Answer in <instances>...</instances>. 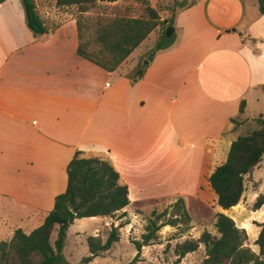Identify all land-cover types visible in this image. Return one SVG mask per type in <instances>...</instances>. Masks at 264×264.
I'll list each match as a JSON object with an SVG mask.
<instances>
[{
	"label": "crops",
	"instance_id": "obj_1",
	"mask_svg": "<svg viewBox=\"0 0 264 264\" xmlns=\"http://www.w3.org/2000/svg\"><path fill=\"white\" fill-rule=\"evenodd\" d=\"M34 2L48 30L40 37L27 28L21 0L0 3V203L5 227L16 221L7 236L30 233L52 210L76 152L117 172L128 218L133 205L199 197L243 126L264 118L251 108L264 107L257 1L196 0L180 10L172 47L134 85L127 75L141 45L107 73L76 55L74 8ZM108 219L91 218L100 223L91 236L117 227Z\"/></svg>",
	"mask_w": 264,
	"mask_h": 264
},
{
	"label": "trees",
	"instance_id": "obj_2",
	"mask_svg": "<svg viewBox=\"0 0 264 264\" xmlns=\"http://www.w3.org/2000/svg\"><path fill=\"white\" fill-rule=\"evenodd\" d=\"M5 0H0V3ZM118 0H55L58 8H74L78 46L76 55L107 73L116 71L125 60L153 33L159 36L149 53L151 61L156 53L172 47L174 37L167 38L168 28L160 20L157 11L145 7L139 17L99 15L87 20L83 15L94 9L97 2L115 3ZM259 13L264 15V0H256ZM27 28L35 37L47 33V26L38 14L34 0H21ZM195 4L192 3L188 7ZM185 8V9H186ZM164 28V29H163ZM145 67L137 66L127 76L132 85L143 78ZM264 90V88H263ZM245 103L239 107V116L244 112ZM237 124L236 119L230 121ZM259 126L247 134L238 136L230 146L226 161L215 168L209 177V187L216 197V205L223 211L237 207L245 192V177L261 162L264 156V118L256 119ZM67 185L62 194L56 196L54 206L45 214L40 224L30 233L21 229L14 231L8 241L0 242V264H70L63 255L67 232L76 220L98 217L113 218L117 214L119 225L107 229L105 237H87L90 256L80 264H88L93 255L108 254L119 243L120 228L127 225L122 211L129 205L128 189L119 183V175L98 157H83L76 152L67 169ZM264 206V194L259 195L252 209L259 211ZM191 222L185 201L178 197L170 207V212L152 213L140 240L132 241L135 257L128 264L140 261L144 247L160 244L163 228H180ZM214 228L218 235L204 231L197 239H186L174 248L176 260L180 264L188 255L204 247L205 258L201 264H264V223L254 245L258 253L246 246L247 234L239 229L232 218L224 213H216ZM53 234L55 235L52 243Z\"/></svg>",
	"mask_w": 264,
	"mask_h": 264
},
{
	"label": "rangeland",
	"instance_id": "obj_3",
	"mask_svg": "<svg viewBox=\"0 0 264 264\" xmlns=\"http://www.w3.org/2000/svg\"><path fill=\"white\" fill-rule=\"evenodd\" d=\"M195 1L196 0H118L115 3L97 2L94 9L84 14L83 18L94 20L99 15L106 17L114 15L139 17L145 7H150L157 11L160 20L167 26L173 23L175 15L180 10H183ZM37 2L40 3V0H37ZM253 3L255 4L256 0H250V4ZM40 7H42V4ZM60 13L61 11L56 10L54 15L58 16ZM69 13L75 16L76 10L71 9ZM170 28H172L173 31L169 38L175 37L176 32L174 27ZM158 36L159 30L156 29L141 44L139 50L136 52L135 57L140 55L137 59L139 67H144V62H148L149 53L153 49ZM251 108L254 112L260 110L258 114L264 116V107H262L263 109H257L251 105ZM258 128L259 126L256 121H252L245 124L240 132L241 134H247ZM220 160L221 157L218 161V165L221 164L220 162L224 163L226 161L225 157H222V161ZM204 184L205 185L201 187L202 189L199 197L187 199L185 202L191 217L190 224L188 226H181L180 228H163L160 232V244L144 247L141 252L140 261L136 264H174L176 260L174 248L177 244L182 243L186 239L199 238L202 231H207L218 237L216 229L214 228V223L215 215L216 212H219V208L216 205L215 195L211 189L206 186V183ZM261 194H264V156L261 164L245 177V192L241 202L236 208L228 211V217H232L235 225L246 232L248 237L246 246L255 253H258V248L254 245V241L257 239L260 232L259 225L264 223V206L259 211L254 212L252 205ZM175 201L176 199L133 205L130 208V216L122 220L128 224L120 228L121 238L119 243L116 244L113 250L108 254H100L95 257L92 256V261L88 264H128L135 257V249L131 242L140 240L152 213L162 214L165 211L170 212V207ZM5 206L6 205L0 203V242L11 239L12 235H6L8 231L7 228L10 229L16 224L15 219L10 218L7 221V227H5ZM219 213H224V211ZM119 215L120 214H117L110 220H106V222L108 221V223L118 226L119 221L117 217ZM99 224V221L82 219L75 221L69 228L63 255L70 264H80L83 258L90 256L87 248V237L93 234V231ZM27 226L28 224H24L22 228L29 230ZM106 229L107 228H105V230ZM105 230L98 235L104 238L105 234H107V230ZM54 239L55 235L53 234L52 243ZM204 258V247L201 246L197 252L188 254L180 264H201Z\"/></svg>",
	"mask_w": 264,
	"mask_h": 264
},
{
	"label": "water",
	"instance_id": "obj_4",
	"mask_svg": "<svg viewBox=\"0 0 264 264\" xmlns=\"http://www.w3.org/2000/svg\"><path fill=\"white\" fill-rule=\"evenodd\" d=\"M173 29L172 28H168L167 32H166V37L169 38L171 33H172ZM148 62L145 61L144 64H147ZM96 255H93V257H95Z\"/></svg>",
	"mask_w": 264,
	"mask_h": 264
}]
</instances>
